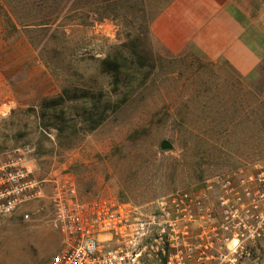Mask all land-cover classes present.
I'll return each instance as SVG.
<instances>
[{
	"label": "rangeland",
	"instance_id": "1",
	"mask_svg": "<svg viewBox=\"0 0 264 264\" xmlns=\"http://www.w3.org/2000/svg\"><path fill=\"white\" fill-rule=\"evenodd\" d=\"M173 2L0 0V155L21 149L48 180L46 197L1 221L0 264H49L61 251L57 188L146 210L264 165V11H235L263 56L243 77L187 42ZM116 58L119 75L105 72ZM75 87L125 102L92 132L79 130L89 113L71 104L65 124H49L63 116L44 114L43 101Z\"/></svg>",
	"mask_w": 264,
	"mask_h": 264
},
{
	"label": "built area",
	"instance_id": "2",
	"mask_svg": "<svg viewBox=\"0 0 264 264\" xmlns=\"http://www.w3.org/2000/svg\"><path fill=\"white\" fill-rule=\"evenodd\" d=\"M22 154L0 155V241L1 221L46 197L48 180L36 178ZM51 201L63 248L49 264H264V165L146 210L107 198L83 202L73 185L57 188Z\"/></svg>",
	"mask_w": 264,
	"mask_h": 264
},
{
	"label": "crops",
	"instance_id": "3",
	"mask_svg": "<svg viewBox=\"0 0 264 264\" xmlns=\"http://www.w3.org/2000/svg\"><path fill=\"white\" fill-rule=\"evenodd\" d=\"M190 31L187 42L212 61H224L236 73L251 75L263 60L235 11H264V0H174Z\"/></svg>",
	"mask_w": 264,
	"mask_h": 264
},
{
	"label": "trees",
	"instance_id": "4",
	"mask_svg": "<svg viewBox=\"0 0 264 264\" xmlns=\"http://www.w3.org/2000/svg\"><path fill=\"white\" fill-rule=\"evenodd\" d=\"M124 66L125 65H123L120 61V58H116L111 61L105 60L103 62V70L105 72H111L113 75H119ZM104 97L105 94L102 91L94 93L81 90L78 87L64 88L59 96L43 101L42 112L47 114L48 111H51L55 115L60 113L63 117H55V120L48 123L58 124L63 121L65 124L67 122V118L65 116L66 110L68 109L67 105L71 104L74 108L82 107L86 110L87 114H89L88 117L83 120L82 126L79 130L92 132L107 121L109 114H115L118 112L125 102L124 100H121L109 103L104 100ZM73 127L76 128V124H73ZM58 130L63 131L64 128L58 127Z\"/></svg>",
	"mask_w": 264,
	"mask_h": 264
},
{
	"label": "bare ground",
	"instance_id": "5",
	"mask_svg": "<svg viewBox=\"0 0 264 264\" xmlns=\"http://www.w3.org/2000/svg\"><path fill=\"white\" fill-rule=\"evenodd\" d=\"M26 255L28 254V253H25Z\"/></svg>",
	"mask_w": 264,
	"mask_h": 264
}]
</instances>
